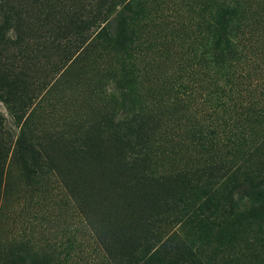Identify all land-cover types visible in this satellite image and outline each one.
<instances>
[{
    "label": "rangeland",
    "instance_id": "obj_1",
    "mask_svg": "<svg viewBox=\"0 0 264 264\" xmlns=\"http://www.w3.org/2000/svg\"><path fill=\"white\" fill-rule=\"evenodd\" d=\"M11 1L24 11L30 37L25 81L41 99L27 130L53 164L43 159L28 174L12 152L2 161L0 264H125L117 254L141 255L156 244L136 223L153 206H134L139 195L122 172L124 150L104 124L123 120L132 107L155 117L157 171L216 162L236 168L249 159L235 182V211L264 205V181L254 179L256 158H264V0H113L97 17L112 34L124 21L135 42L81 56L49 42L71 32L74 19L94 15L98 0ZM228 2L235 39L213 33ZM126 52L136 70L135 96L128 79L115 78ZM0 116L16 141L25 118L1 99ZM196 126L205 140L195 144ZM75 135L89 138L88 155L66 148Z\"/></svg>",
    "mask_w": 264,
    "mask_h": 264
},
{
    "label": "trees",
    "instance_id": "obj_2",
    "mask_svg": "<svg viewBox=\"0 0 264 264\" xmlns=\"http://www.w3.org/2000/svg\"><path fill=\"white\" fill-rule=\"evenodd\" d=\"M112 2L96 1L97 11L94 15L93 11H89L82 18L74 19L71 32L60 37L55 35L49 43L64 51L80 50V56L95 51L103 44L109 47L130 46L135 42V34L133 29L124 26V21L112 34L106 21L102 22L104 19L97 17L100 10H106L105 14H108ZM0 4V99L13 114L19 113L25 118L20 136L13 141L5 131L0 116L1 189V164L6 154L12 152L14 157L20 159L28 174H36L43 159L48 165L53 163L51 155L39 142L40 138L27 130L38 94L34 89L30 94V84L25 81L28 75L23 66L26 64V53L31 48L24 11L14 6L11 0H0ZM223 5L225 12L213 25L214 36L235 39L231 35L233 5L231 2ZM105 6L107 9H103ZM131 60V55L126 52L124 58L119 60L120 70L115 78L128 79L127 90L135 96L137 76ZM64 75L65 72L60 78ZM40 100L38 98L36 106ZM154 120L152 114L138 112L132 107L123 120L110 118L104 121L114 141L124 150L121 154L124 162L122 172L130 176V182L136 188L134 193L139 195L134 206H153V213L146 218L144 213L141 214L136 223L140 220L145 240L149 243L155 240L156 244L147 247L141 255L134 252L126 256L117 254L119 260L125 258V264H264V205L246 213H236L233 202L236 179L239 184V178L248 168L246 164L250 160H245L236 168L216 162L206 169L184 168L169 174L161 173L154 167L156 148L151 139ZM192 135L193 143L205 140L197 126L194 132L191 131ZM78 142L80 144L76 146ZM66 148L70 153L88 155L89 138L77 137ZM261 148L264 150L263 145ZM260 158L259 154L256 158L258 175L254 179L264 181V158L261 161ZM119 249L123 251L124 248ZM123 263L121 261L120 264Z\"/></svg>",
    "mask_w": 264,
    "mask_h": 264
}]
</instances>
